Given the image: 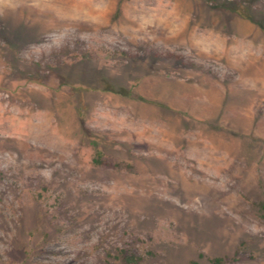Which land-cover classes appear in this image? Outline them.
I'll list each match as a JSON object with an SVG mask.
<instances>
[{
    "label": "rangeland",
    "instance_id": "1",
    "mask_svg": "<svg viewBox=\"0 0 264 264\" xmlns=\"http://www.w3.org/2000/svg\"><path fill=\"white\" fill-rule=\"evenodd\" d=\"M263 204L264 0H0V264H264Z\"/></svg>",
    "mask_w": 264,
    "mask_h": 264
},
{
    "label": "trees",
    "instance_id": "2",
    "mask_svg": "<svg viewBox=\"0 0 264 264\" xmlns=\"http://www.w3.org/2000/svg\"><path fill=\"white\" fill-rule=\"evenodd\" d=\"M263 210H264V204H263ZM124 264H139L142 261V257L138 256L136 254H127L123 255L120 259ZM213 264H225V260L222 258H217L212 260ZM192 264H199L196 262H193Z\"/></svg>",
    "mask_w": 264,
    "mask_h": 264
},
{
    "label": "crops",
    "instance_id": "3",
    "mask_svg": "<svg viewBox=\"0 0 264 264\" xmlns=\"http://www.w3.org/2000/svg\"><path fill=\"white\" fill-rule=\"evenodd\" d=\"M75 75L84 77L88 75L89 77H95L96 75V68L92 66L91 64L89 65H79L75 69ZM168 84H170V81H168Z\"/></svg>",
    "mask_w": 264,
    "mask_h": 264
}]
</instances>
